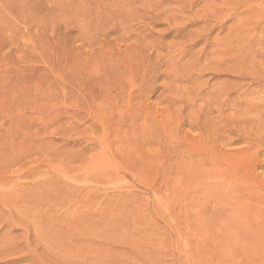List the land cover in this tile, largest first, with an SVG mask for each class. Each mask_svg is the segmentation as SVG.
Wrapping results in <instances>:
<instances>
[{
    "label": "rangeland",
    "instance_id": "1",
    "mask_svg": "<svg viewBox=\"0 0 264 264\" xmlns=\"http://www.w3.org/2000/svg\"><path fill=\"white\" fill-rule=\"evenodd\" d=\"M0 264H264V0H0Z\"/></svg>",
    "mask_w": 264,
    "mask_h": 264
}]
</instances>
